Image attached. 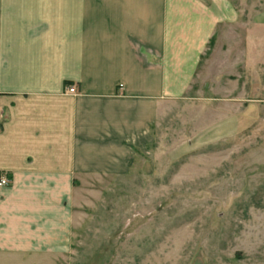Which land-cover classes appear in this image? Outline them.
<instances>
[{"label": "crops", "instance_id": "1", "mask_svg": "<svg viewBox=\"0 0 264 264\" xmlns=\"http://www.w3.org/2000/svg\"><path fill=\"white\" fill-rule=\"evenodd\" d=\"M239 6L264 0H0V264L71 251L77 184L139 162L218 33L257 54L264 12Z\"/></svg>", "mask_w": 264, "mask_h": 264}, {"label": "rangeland", "instance_id": "2", "mask_svg": "<svg viewBox=\"0 0 264 264\" xmlns=\"http://www.w3.org/2000/svg\"><path fill=\"white\" fill-rule=\"evenodd\" d=\"M238 9L242 22L264 12ZM231 29L161 110L139 162L81 179L71 251L38 264H264V42L246 56Z\"/></svg>", "mask_w": 264, "mask_h": 264}, {"label": "built area", "instance_id": "3", "mask_svg": "<svg viewBox=\"0 0 264 264\" xmlns=\"http://www.w3.org/2000/svg\"><path fill=\"white\" fill-rule=\"evenodd\" d=\"M69 94L75 95L77 93L75 88H69L68 89ZM9 183L8 179L6 177H2L0 179V187L7 186Z\"/></svg>", "mask_w": 264, "mask_h": 264}]
</instances>
